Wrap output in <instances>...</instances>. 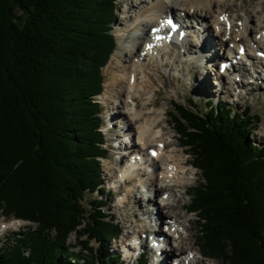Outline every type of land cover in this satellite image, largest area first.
Listing matches in <instances>:
<instances>
[{"label": "trees", "instance_id": "trees-1", "mask_svg": "<svg viewBox=\"0 0 264 264\" xmlns=\"http://www.w3.org/2000/svg\"><path fill=\"white\" fill-rule=\"evenodd\" d=\"M116 14L117 0H0V212L37 225L5 243L0 264H121L107 250L120 225L94 197L105 191L97 98ZM208 107L171 114L204 180L190 204L199 248L223 264H264L261 115Z\"/></svg>", "mask_w": 264, "mask_h": 264}, {"label": "bare ground", "instance_id": "bare-ground-1", "mask_svg": "<svg viewBox=\"0 0 264 264\" xmlns=\"http://www.w3.org/2000/svg\"><path fill=\"white\" fill-rule=\"evenodd\" d=\"M222 1L124 0L127 10H124L120 16L124 26L119 30L120 32L117 35L120 38H124V36L131 30H134L137 35L131 38V44L129 47L122 48V50L125 51L124 54H122L123 52H116L113 56V60L109 63V68L107 70L111 74V81L107 87L108 93L102 94L103 103L109 105L111 103L110 101L114 100L115 106L113 108L122 109L117 111L120 112L119 114L114 111L111 112V109V111H109L111 113V118H115V120L119 122L118 125H123L124 128L122 131L127 128V131H125V137L127 136V139H132L130 142L127 141V144L134 145L140 150L142 160L137 163L141 164L145 159L151 163V165L146 164L141 168L148 169L151 167L154 168L156 172V175L136 174L128 167L130 161H126L125 157H123L119 160L121 165L116 171V176H114L113 179L117 180L116 183L121 181L125 182L128 189L126 195L127 199H129L130 195L135 192L139 185L142 186L143 189L147 188L148 192L155 191V197H148V193L143 191L144 195L140 197L139 201L144 204L146 203V207L153 208V211H156V215L159 219L164 217V213L162 212L167 211L168 213V211L171 210L172 213H169L170 215L168 217L171 222L170 228H175L174 235H177V239L169 253L168 247L164 250L167 261L169 260L168 256H170V254L184 257L183 254L184 251H186L187 256H185V259H187V261H184V259L183 262L188 264H204L198 259V255L196 254L197 249L195 248L197 247H195V243L198 241L195 242L193 238L194 235L191 234L192 228H194L193 221L189 218L190 208L184 203L185 195L190 192H188L189 178L193 175L196 176V169L190 166L192 162H190L189 158L186 156V151H188V149L182 147L180 144L169 142V139L173 140L174 136L165 131V124H168L166 118L167 112L164 106L158 104L159 99L156 98L157 94L164 93L163 89L166 88L164 85V76L165 69L170 65L168 63L175 66L176 64L184 63L185 67L188 68L189 73H191L192 70L189 66L190 63L182 61V58L192 53L198 56L199 50L197 49L199 48L200 43L198 40L189 42L184 41L180 43L177 39V43L175 42L170 46H164L161 50L157 49L153 51H150L146 44L151 42V37L149 35V33L151 34V29L162 27V19L168 18L169 14H174V10L177 11L179 15L184 14L187 19H203L206 23L209 22V27L214 30L213 36L218 38V44L222 47L220 49L223 50L224 47H226L224 51L227 52V55H225L227 61L222 58L223 60H221L220 63H217L219 55L218 53L216 54L217 48L214 45V40L211 37L207 38L204 35L201 36V38L205 39V42L201 47L213 52L209 59V63H212V66H210L211 69H214V66L217 64L220 69V64L222 62L231 61L232 56H235L236 58V56L240 55L242 46H246L247 48L245 57L240 59L243 60V62L240 63L243 66V70H239V73H237L238 75L236 74L238 77L242 73L243 75H241V77L244 79L239 81L240 84L237 83V78H235V81H230L225 84L224 78L228 77V79H230V76L235 72L234 69L231 71H229L230 69L227 70L224 75L217 71L215 72V76L218 78L215 80L219 87L218 90L221 91V93L226 94L227 92L230 95L234 94L233 91L235 92L243 86L248 89L247 95H252L255 90L257 91L262 88L259 81L263 78L260 77V75H251L250 78V71L246 68V62H251L253 64L251 69L256 73H258V71H256L258 65L261 64L264 66V62L258 57L260 52L264 53V29L261 30V25L264 21L262 22L261 18L258 17L259 14H264V7L261 6L262 8H260V10H255L246 2L245 16L242 18L244 23L241 28L236 31L237 26L236 24H233L231 18L236 21H239L240 19L237 14L229 16L230 14L228 12L232 9L225 4L226 1ZM131 12L133 14L130 16ZM222 17L226 19H221ZM148 26H150L149 33L142 37L143 31ZM188 27L195 29L193 24L189 26L187 25V28ZM200 32L196 36L195 30L191 32L188 30L190 35L187 37L198 39L200 37ZM253 33L255 35H253ZM222 34H224L223 37ZM230 44H234L235 49L231 48ZM183 48L185 51H182ZM116 55L117 57H115ZM173 55H176V59H178L177 61ZM228 55L230 57H228L229 59L227 58ZM124 57L127 58L125 63L122 62ZM206 58L208 60V57ZM258 59L261 61H258ZM113 64L115 67L112 68ZM197 67L199 68L200 74L203 76V83L206 84L208 74L204 72L202 65L198 64ZM172 73H177V71L174 70ZM248 76L250 79H253V81L245 80ZM219 80H223V83L219 82ZM119 85L123 86L121 87V90L119 89L115 93L116 88H118ZM229 85H232L233 89H231ZM253 85L256 87L252 88ZM175 90L176 87L173 88V91ZM118 94H122V99L118 97ZM161 97L163 98V96ZM236 97H240V95H237ZM156 148L158 155L155 158H152L149 151L150 149ZM167 148L170 150H167ZM107 170H113L112 166L107 167ZM130 203H135V201L131 199ZM142 210L144 213L146 212L144 208ZM5 222H2L0 219V235L3 231H7L9 228H13L17 224L16 222L15 224H6ZM150 225L151 223L145 226L142 233L147 231ZM133 237L134 236L127 238L125 244L123 243V248L127 250L132 249L131 246L133 245H130V243L136 244V242L133 241ZM127 241L130 242L129 245L126 244ZM145 243L146 242L143 244ZM193 254L194 256L190 260V255Z\"/></svg>", "mask_w": 264, "mask_h": 264}, {"label": "rangeland", "instance_id": "rangeland-1", "mask_svg": "<svg viewBox=\"0 0 264 264\" xmlns=\"http://www.w3.org/2000/svg\"><path fill=\"white\" fill-rule=\"evenodd\" d=\"M222 1V0H220ZM225 2V4L229 7H231V9L233 10H229V14L230 15H234L237 14L238 18L240 19L239 21L234 20L233 18H231V20L233 21V24H236V31L239 30V28H241V25L244 23L243 19L245 16V10H246V5L245 3L247 2L248 4L251 5V8H254L255 10H260V8L264 7V0H223L222 2ZM231 5V6H230ZM262 6V7H261ZM124 10H127V6L124 3V0H117V14H116V21L114 24V30H113V34L116 38V42H117V46H116V50L114 51L113 55L111 56L108 64L106 65V67L103 69V77H104V90L103 93H108L107 91V87L109 86V83L111 81V74L108 70L109 68V63L113 60V56L117 53H122L124 54L125 51L122 50V48H126L130 46V40L132 37L136 36L137 33L134 30L129 31L128 34H126L124 36V38H120L117 34H119V30L124 26L123 21L120 19V16L122 14V12ZM217 10V8H216ZM175 11V10H174ZM177 13V11H175ZM235 12V13H233ZM18 14H20V12H18ZM133 13H130V16ZM173 14V13H172ZM258 17L261 18V21H264V14H259ZM195 20V19H193ZM196 22V23H195ZM194 22V26H195V31H196V36L197 34H199L200 32V37L197 38H188V41H193V40H198V42L200 43L199 48L197 50H199V55L196 56L194 53L192 54H188V56L182 58V61H187L191 68V73H189L188 68L185 67L184 63L183 64H176L172 65L171 63L169 66H167V68L165 69V76H164V85L166 86V88H164V93H158L156 98L159 99L158 100V104L162 105L165 107L166 109V118L168 120V124H165V131L166 133H171L174 136V139L171 140L169 139L170 143H176V144H180L182 147H184L181 137L179 136V134H176V131L174 130V121L173 118L171 117V113H175V104H184L185 106L189 107L191 106V101L193 102V106L195 108H197L200 111H208V107L206 106V102L207 101H212L215 102L214 104H216V101H224L226 102L229 106H231V108H233L234 110H240V111H246L247 108H250L252 110V113L254 115H261L260 117V123L258 125V129L254 134L253 139L255 140V142L258 145H261V147H264V66L263 65H258L256 67V71H258V73H256L255 71H253L252 69H249L250 67H248V71H250L252 73V76H257L260 75V77H262L263 79L259 81L260 85H262V88L260 90H255V92L252 93V95L249 96H245L244 93H246V91H248V89H242L239 92L235 91V94H240V97H236L235 94L234 95H229L227 92L225 93H221V91H219V87L216 84V77H215V73H214V69L210 68V66H212V63H209L210 60H207L206 57H210V55L213 53L212 51L205 49L203 47H201L204 42L205 39L201 38V36H205L207 38H212L214 40V45L216 46V54L218 53L219 55V59L217 61V63H220L222 59V50L220 48H222L219 44H218V38L213 36L214 35V30H212L209 26V22H205L203 19H198L195 20ZM200 22V23H199ZM202 22H205V24ZM192 25V24H191ZM255 25V22H254ZM150 26L146 27V29L149 30ZM200 29V30H199ZM264 29V23H262L261 25V30ZM145 30L143 31V34L145 33ZM148 30L146 32V34H148ZM142 34V35H143ZM224 34H222L223 37ZM253 35H255L253 33ZM233 44H230V46H232ZM229 47V46H228ZM224 49H226V47H224ZM223 49V50H224ZM235 49V47H234ZM173 50V49H172ZM171 50V51H172ZM184 51V50H182ZM227 55V52L224 51L223 56ZM206 56V57H205ZM117 57V55L115 56ZM173 57L176 59V55H173ZM127 58H123L122 62L125 63ZM178 59H176L177 61ZM224 60H226V58H224ZM262 60V59H261ZM258 60V61H261ZM227 61V60H226ZM160 62V61H158ZM262 62H264V60H262ZM115 63V60H114ZM250 62H246V64H249ZM202 65V68L204 69V72L206 74H208V80L207 83L204 84L203 83V76L200 74L199 68L197 67V65ZM218 65V64H217ZM115 67V65L113 64L112 68ZM239 69V68H238ZM238 69H236V72H234V78H237V73H239ZM174 70L177 71V73H172ZM237 74V75H236ZM248 78V79H247ZM245 80H251L253 81V79L251 78V74H250V78L249 76L247 77ZM238 79H243V77H238ZM219 82L223 83V80H219ZM227 82H230V79H228V77L224 78V83L226 84ZM238 84H240L238 82ZM106 86V87H105ZM123 85H119L118 88H116L115 93L120 89ZM162 86V85H161ZM176 87V90L173 91V88ZM230 87V85H229ZM256 87L255 85L252 86V88ZM106 88V89H105ZM106 91V92H105ZM102 93V94H103ZM102 94L101 96H99L97 98L98 102L101 103V116H102V126L104 131H107V135H106V139L108 141L109 144L105 145V148L108 150V155L106 158L102 159V169H103V173H104V178H103V185L106 186V190L104 192V194H100V193H95L94 197H98V198H103L105 200H107V206L106 209L110 211V214L115 218V223H118L120 225V229L122 231V234L119 236V238L117 239V242L112 241L107 245V249L110 251V253H121L119 251H124L122 249V244L125 243V241L127 240V238L132 237L134 234L140 235V236H144V233H142V230L145 226H147L148 224H150V220L151 218L155 217L152 214L151 209L146 208V203H141L139 201L140 197H142L144 195L142 189L140 192H138V190L136 189L134 193H132L129 197V199H127L126 195L128 192V189L126 187V185H124V183L121 182H117L116 183V179H113L114 176H116V171L119 169L120 167V159H118L120 156L119 154H117V151H114L111 148L112 142H113V138L115 137V134H119L121 128H119L120 125L119 122L117 120H115V118H111V112H116V113H120L117 111L122 110L121 108H113L114 105V100H111L109 105H106L103 103L102 100ZM163 96V98L161 97ZM118 97H120V99H122V94H118ZM243 97V98H242ZM240 98V99H239ZM193 107V108H194ZM122 115V114H120ZM165 118V119H166ZM110 127H114V129L110 128ZM108 129V130H107ZM110 129V130H109ZM112 130V132H110ZM168 131V132H167ZM122 134V133H121ZM114 136V137H113ZM132 137V136H130ZM132 139L129 138L125 140V142H130ZM187 148V147H185ZM188 151H186V156L189 158V161L192 162L193 165V158L191 157L190 153H189V148H187ZM167 150H170L167 148ZM112 166L113 170H107V167ZM116 169V170H115ZM195 171V170H194ZM196 176H191V178H189V185L191 186V188H189L188 190V194L185 195L184 197V203L187 204L188 206H190L191 201L193 199V196L195 194V189L192 187L199 186L201 183H204V180L202 178L201 172L199 170L196 169L195 171ZM113 179V181H112ZM116 183V184H115ZM142 188V187H141ZM142 192V193H141ZM143 194V195H142ZM101 196V197H100ZM93 196H91L90 198H92ZM124 197H126L125 199H123ZM147 197V196H146ZM148 197L149 194H148ZM152 197V196H151ZM131 199H133L135 201V203H130ZM142 205V207H141ZM126 206V207H125ZM148 211V214H143V209ZM164 213V219H169V215L172 213L171 210L168 211H164L162 212ZM166 213V214H165ZM170 213V214H169ZM189 218L193 221V227L192 228V232L191 234L194 235V240L195 242V249H197L196 254L198 255V259L202 261V263L204 264H223L222 260H211V259H205L204 257H202L200 255V249H199V219L197 217L196 214L194 213H189ZM0 219L2 220V222L6 221L5 223H17L13 228H9V230L7 231H3L4 233L1 234L0 237V248H2L5 243L10 240V241H14L16 239V234H22L25 232H28V230L30 228H32L33 230L36 229L37 225H34L30 222H26V221H17L15 220L13 217H4L2 215V213L0 212ZM150 222V223H149ZM156 224V222L154 223V225ZM156 226V225H155ZM151 228V225L150 227ZM132 234V235H131ZM187 235V233H186ZM70 243L76 244V235L73 234L71 236L70 239ZM128 244L130 242H127ZM93 245L95 247H99L100 245L93 242ZM144 247H146V243L143 244ZM132 247V246H131ZM80 249V248H79ZM79 249H76L75 251H78ZM127 256L125 259L127 260V262H125V264H132V263H136L138 260L136 259V256L138 254V252H136L135 250H130V252H126ZM184 256H187L186 251H184ZM194 255V254H193ZM185 259V258H184ZM183 259V260H184ZM186 261V259L184 260ZM150 264H154L153 262H149ZM148 263V264H149ZM184 264H186V262H184Z\"/></svg>", "mask_w": 264, "mask_h": 264}, {"label": "snow or ice", "instance_id": "snow-or-ice-1", "mask_svg": "<svg viewBox=\"0 0 264 264\" xmlns=\"http://www.w3.org/2000/svg\"><path fill=\"white\" fill-rule=\"evenodd\" d=\"M221 19H226V18L222 17ZM164 25H166L168 27V29H170V32H175L177 29V25L173 22L172 19H167L166 21H164ZM164 25H162V26H164ZM155 31L158 32L159 29H155ZM157 38L163 40L165 37L157 36ZM261 55H264V53H262ZM221 71H223V66H221ZM151 155L153 157H156L158 155V153L153 150L151 152Z\"/></svg>", "mask_w": 264, "mask_h": 264}]
</instances>
